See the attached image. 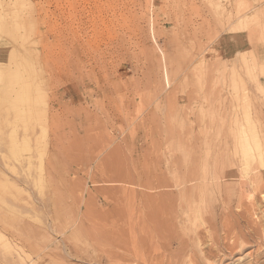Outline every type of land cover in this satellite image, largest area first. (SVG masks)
<instances>
[{
  "label": "rangeland",
  "instance_id": "1",
  "mask_svg": "<svg viewBox=\"0 0 264 264\" xmlns=\"http://www.w3.org/2000/svg\"><path fill=\"white\" fill-rule=\"evenodd\" d=\"M257 174L264 0H0V264H167L183 191L264 261Z\"/></svg>",
  "mask_w": 264,
  "mask_h": 264
},
{
  "label": "bare ground",
  "instance_id": "2",
  "mask_svg": "<svg viewBox=\"0 0 264 264\" xmlns=\"http://www.w3.org/2000/svg\"><path fill=\"white\" fill-rule=\"evenodd\" d=\"M241 126V125H240ZM217 130V129H216ZM248 143V142H247ZM248 145V144H247ZM250 148V146H248ZM254 148V147H253ZM247 148L246 146L243 148L242 152H241V159L245 161V163L249 162L250 158H251V155L248 154L247 152ZM241 160V162H242ZM244 167V166H243ZM264 179V175L261 177V176H258V174L253 178L250 179V183L252 185H255V188L257 189H260L263 188L262 186V180ZM200 188V191H203V187L201 186H197L195 187V189H198ZM256 189V190H257ZM253 190V189H252ZM190 191V190H189ZM205 191V189H204ZM197 192V191H196ZM198 193V192H197ZM182 194V192H181ZM198 194L200 195H197V196H193V197H190L189 196V193L186 194V191L184 192L183 191V194L180 195V199H181V204H179V206L181 205V207L184 209L185 211V215H181V214H177V218L175 221L177 223V230H175L173 228V226L171 225V227H167L165 229V233L163 234V240L164 242L162 246L163 248L164 247H167L168 250H170V247H171V244L172 243H175L177 244L178 248L173 250L172 252L171 251H168L167 250V253H168V257H167V264H178L179 261H181L180 264H219L221 263L223 260H225L227 257L231 256L232 254H234V252L236 250H239V249H242L244 248V241H236V238L235 240H232L231 242H228V243H224L222 246H219L218 247L215 245L213 247H208L207 246V250L206 252H191L192 254L191 255H186L184 256L185 254H183V249L185 247V244H187V240L183 237V235H187L188 236V239L191 237L192 238V241L194 240L196 243L199 242L200 240V234H202V229L200 227H207L210 225V219L205 217L202 212L207 211V207L208 205L205 203L204 199H203V195L199 192ZM179 196V195H178ZM205 198V197H204ZM209 202V201H207ZM180 210V209H179ZM182 210V209H181ZM181 212V211H180ZM231 215V214H230ZM242 215V214H241ZM183 216V217H182ZM229 216V215H228ZM246 217V216H245ZM226 218V216H225ZM228 218V217H227ZM241 219V218H240ZM128 222V221H127ZM121 225L122 224H125L123 222H120ZM171 223V222H170ZM176 223H173V224H176ZM181 225H180V224ZM207 224L206 226H203L204 224ZM226 223V222H225ZM119 224V223H118ZM228 224V222H227ZM246 224V223H245ZM259 224V223H258ZM117 225V224H116ZM220 225V224H219ZM226 225V224H225ZM231 225V224H230ZM252 226V225H251ZM260 227V225H258ZM261 226L263 228H261L260 230V233L262 231H264V220H263V223L261 224ZM122 227V226H121ZM121 227L119 225V231L121 230ZM227 227V226H226ZM232 227V226H231ZM230 227V228H231ZM114 230L116 231L118 229V226H117V229H115V226L113 227ZM113 228H111V231L112 232H115L113 230ZM228 228V227H227ZM126 230L127 227L125 228ZM131 229V228H130ZM182 229V230H181ZM123 231L120 233L122 234V236L125 234L126 236V233H124V229H122ZM204 230V229H203ZM230 230V229H229ZM110 231V232H111ZM118 231V232H119ZM132 231V230H131ZM232 231V230H230ZM117 232V231H116ZM117 232V233H118ZM228 232V231H227ZM237 232V231H236ZM129 233V231H128ZM257 231V229L253 228L251 229V231L249 230V232H246V236L248 237H253V236H260ZM119 234V233H118ZM116 234V235H118ZM264 235V234H263ZM115 236V235H114ZM125 236H123L124 238L122 239L121 235L120 237L118 236L117 238L115 237H111V239L108 241L107 240V243L110 242L113 243V244H116L117 243L120 245L122 244L124 241H125ZM227 236V235H226ZM244 236V235H243ZM132 237V236H131ZM209 237V236H208ZM127 238V236H126ZM134 238V237H133ZM217 239V238H216ZM257 239V238H256ZM191 240V239H190ZM134 241H135V238H134ZM216 241V240H215ZM228 241V240H227ZM126 242V241H125ZM127 243H128V240H127ZM126 244V243H124ZM215 244V243H214ZM114 246V245H113ZM123 246V245H122ZM131 246V245H130ZM129 246V247H130ZM119 247V246H118ZM125 247V245H124ZM135 247V246H134ZM125 249V248H124ZM129 249V248H128ZM136 249V248H135ZM165 250V249H164ZM193 250V249H192ZM127 251V250H126ZM191 251V249H190ZM126 253V252H125ZM115 254V253H113ZM120 254L121 252L118 254L119 258L122 259L120 257ZM263 255V254H262ZM117 256V257H118ZM122 256V255H121ZM167 256V255H166ZM260 256V254H259ZM264 256V255H263ZM134 257V256H133ZM181 259V260H180ZM264 261L260 260V257H258V254L253 258V260L251 262H239L238 264H263Z\"/></svg>",
  "mask_w": 264,
  "mask_h": 264
}]
</instances>
